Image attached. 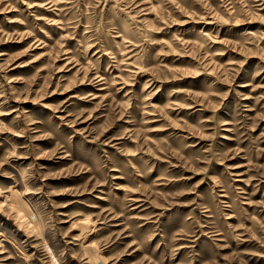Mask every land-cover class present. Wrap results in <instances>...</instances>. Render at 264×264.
I'll list each match as a JSON object with an SVG mask.
<instances>
[{"label": "rangeland", "instance_id": "rangeland-1", "mask_svg": "<svg viewBox=\"0 0 264 264\" xmlns=\"http://www.w3.org/2000/svg\"><path fill=\"white\" fill-rule=\"evenodd\" d=\"M0 264H264V0H0Z\"/></svg>", "mask_w": 264, "mask_h": 264}]
</instances>
